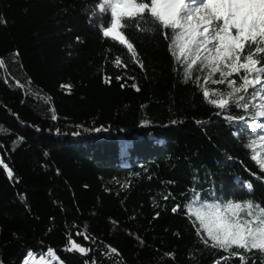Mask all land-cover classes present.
Listing matches in <instances>:
<instances>
[{
  "label": "trees",
  "instance_id": "16d2710c",
  "mask_svg": "<svg viewBox=\"0 0 264 264\" xmlns=\"http://www.w3.org/2000/svg\"><path fill=\"white\" fill-rule=\"evenodd\" d=\"M97 2L0 0V264L49 248L61 264H242L205 246L183 206L192 189L264 205L248 135L205 102L198 70L185 83L159 32L124 20L143 70L103 37ZM69 236L87 255L66 250ZM232 251L264 264V252Z\"/></svg>",
  "mask_w": 264,
  "mask_h": 264
},
{
  "label": "snow or ice",
  "instance_id": "6c2138e0",
  "mask_svg": "<svg viewBox=\"0 0 264 264\" xmlns=\"http://www.w3.org/2000/svg\"><path fill=\"white\" fill-rule=\"evenodd\" d=\"M90 13V21H100L97 27L102 29L103 37L118 41L141 70L144 65L138 58L134 43L125 33L130 27L124 23L125 18L133 21L140 33L159 32L164 36L169 42L168 49L174 57V64L180 66L174 70L182 71L185 83L193 78L194 71L207 72L202 85L201 76L195 77L205 102L221 110L217 115L228 113L224 118L235 125L234 135H248L249 142L245 146L250 150V159L264 173V0H98ZM114 63L117 67L127 68L119 55ZM116 79L122 77L117 76ZM210 85L227 87L221 89ZM132 87L136 88V85ZM257 100L261 103H254ZM233 107L244 114L231 115ZM12 175L8 170V176L11 178ZM243 187L251 192L253 185L244 181ZM191 191L193 196L183 206L184 214L194 218L191 222L196 235L205 246L239 256L242 264H246L247 258L232 249H243L246 253L254 249L264 252V205L252 200L209 203L195 189ZM169 198V195L163 197L165 200ZM180 209L181 206L177 205L172 212ZM84 238L91 239L86 235ZM67 244L70 247L66 250L70 252L87 255L89 251L71 236ZM110 251L117 252L114 248ZM36 255L44 257L45 253L29 252L28 257L33 259V264H36ZM47 255L53 260L58 259L51 248ZM164 255L174 258L173 253ZM24 264H29L28 258ZM39 264L50 262L42 258ZM214 264H220V260Z\"/></svg>",
  "mask_w": 264,
  "mask_h": 264
},
{
  "label": "rangeland",
  "instance_id": "374dc122",
  "mask_svg": "<svg viewBox=\"0 0 264 264\" xmlns=\"http://www.w3.org/2000/svg\"><path fill=\"white\" fill-rule=\"evenodd\" d=\"M198 71H199V70H198ZM199 73L202 74L203 76H204V75H207V72H204V73L199 72ZM213 88H221V87H219V86H215V87H214V86H213ZM221 89H222V88H221ZM241 94H243V93H241ZM254 103L259 104V103H261V101L257 100V101H254ZM252 111H255V109H253ZM262 151H264V149H262ZM47 250H48V249H47ZM47 250L43 251V252L45 253V256H44V257H41V256H39V255H36V256L34 257V260H35L36 264H39V261H40L42 258L45 259V260H48V261L50 262V264H61V262H60L58 259L53 260L51 256H48V255H47ZM29 252L34 253V252L31 251V250L28 251L27 254L24 256V258H23V260H22V262H21L20 264H24V261H25L26 258L29 259V264H33V259L28 257V253H29Z\"/></svg>",
  "mask_w": 264,
  "mask_h": 264
}]
</instances>
